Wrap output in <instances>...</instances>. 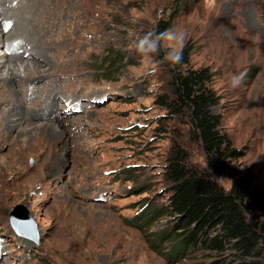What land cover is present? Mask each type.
Returning a JSON list of instances; mask_svg holds the SVG:
<instances>
[{
    "label": "rangeland",
    "instance_id": "obj_1",
    "mask_svg": "<svg viewBox=\"0 0 264 264\" xmlns=\"http://www.w3.org/2000/svg\"><path fill=\"white\" fill-rule=\"evenodd\" d=\"M35 2L23 4L22 11ZM51 2V23L37 25L46 34L52 30L46 45L54 48L55 62L44 68L46 75L25 85L32 93L51 75L56 89L47 96L53 95L52 102L24 104L19 111L10 106L14 116L22 112L26 120L12 124L31 127L59 119L69 128L46 148L39 146L40 133L13 129L6 135L0 125V264H214L224 259L171 256L167 233L176 221L164 212L166 158L176 143L200 170L206 168L205 156L188 139L185 121L157 104L160 97L171 99V68L163 60L171 42L163 41L159 53L150 56L138 54L134 45L163 22L185 33L188 68L213 74L209 87L219 97L215 112L221 131L242 154L239 173L264 192V0ZM11 32L0 39V51L17 44L10 38L27 34ZM27 50V58L36 51L44 55L34 47ZM42 58L38 61L45 65L47 56ZM55 102L59 107L52 111ZM70 103L81 106L77 110ZM2 104L5 114L11 110ZM30 112L39 115L26 119ZM230 181L217 179L225 190ZM17 205L32 218L37 242L12 230L10 212ZM147 205L160 217L138 229ZM259 262L264 264V239Z\"/></svg>",
    "mask_w": 264,
    "mask_h": 264
},
{
    "label": "trees",
    "instance_id": "obj_2",
    "mask_svg": "<svg viewBox=\"0 0 264 264\" xmlns=\"http://www.w3.org/2000/svg\"><path fill=\"white\" fill-rule=\"evenodd\" d=\"M166 29L163 22L155 32ZM188 62L189 52L182 49L180 62L168 63L171 99L160 97L157 102L185 121L188 139L199 145L206 164L205 170L193 165L181 143L169 150L163 174L168 183L164 212L176 221L175 230L167 233L171 256L181 259L191 253L214 254L225 256L214 264H260L264 192L239 173L237 161L242 154L221 131L215 112L219 97L209 87L213 74L208 68L189 69ZM222 176L231 180L227 190L217 182ZM159 214L145 206L136 228L150 224Z\"/></svg>",
    "mask_w": 264,
    "mask_h": 264
},
{
    "label": "bare ground",
    "instance_id": "obj_3",
    "mask_svg": "<svg viewBox=\"0 0 264 264\" xmlns=\"http://www.w3.org/2000/svg\"><path fill=\"white\" fill-rule=\"evenodd\" d=\"M29 1L31 2L34 0H27L26 2ZM35 1H36L35 4L31 6L29 5L30 7L28 8L27 13H25L26 10L22 11V8L24 6L23 4L26 3V2L24 3L23 0H8V1L0 0V7H2V10L0 11V39L3 37L4 34L7 36V38L11 37L10 36L12 33L11 31L14 28L21 30L23 33L27 32L25 36L21 33L24 37L22 35H19L20 34L19 33L16 35L17 37L10 38L8 41L10 44H12L13 42L17 44H13L12 46L10 45V47H7L8 50L1 49L2 51H0V100L3 101L2 105H4V107H9V109H11L10 106H15L18 107L17 109L18 111H19V107H22V105L24 104L30 103L28 107L33 108L37 106H43L46 103L52 102L51 97L53 95L47 96V93L49 92L54 93L56 89L52 85L51 82L53 81L51 80L52 79L51 75H49L46 77L47 79L41 82L39 81L41 85L40 88L35 87L32 93H28V90H26L27 82L34 83L37 77H40L41 75H46L47 73L44 72H47L51 68L50 66H52L55 62L54 60L55 58L54 59L50 58V53H51L50 51L54 52V48L46 45L47 41L52 40V37H50L52 34L51 33L52 30L50 29L51 32H48L46 34L44 32L45 29L44 28L41 29V27L38 26L43 22L46 23L47 26L51 23L52 17L54 15V14L52 15L53 12L51 8L53 4L51 0H35ZM20 2L22 6L21 5L17 6ZM15 6L16 9H14ZM11 11L13 14H11L12 16H9V13H11ZM16 11L19 12L18 15ZM64 12H66V10L64 11L63 7L61 6L60 14ZM30 13L35 14L36 15L35 18L31 17L29 15ZM45 20H47V22H45ZM43 37H45V42L43 40ZM59 37L60 35L58 36V38ZM32 44L34 45L32 46ZM29 46L31 48L34 47L39 49V51H41L42 54L47 56L45 65L44 64L42 65V62L40 63V61H38L39 59H43L42 57L44 55H40V54L37 55V51L36 53L34 54L32 53L31 55L29 53V55L32 58H36L34 56H38L40 57L39 59L27 58L28 56L27 48ZM18 47H20V49L17 51L16 49ZM44 68H48V70L45 71ZM2 70L5 72V74L1 73ZM13 78L19 81L17 85L14 84ZM32 78L33 80H30ZM19 84L21 85L19 86ZM70 106H72L71 103L69 104V107ZM79 106H81V104ZM79 106L74 105L72 107L78 110ZM58 107H59V103L55 102L49 108L51 109L53 108L52 111H54ZM2 110L3 108L0 109V125H2L3 134L7 135L13 129L18 130L19 133L24 130H29V132H36V134L40 133L37 136L38 139L40 140L39 146H44L48 148L52 142L61 140L60 138H62L65 135V132H68L67 129L69 128V126L66 125V122H62L59 119L50 120L42 123H33L31 124L30 127L29 125H23V124L21 125V122L15 123L17 122V120H21L24 123L26 122L25 118H23L24 113L21 114L22 112L18 113V111H16L15 114L18 116L17 117L14 116L12 109L10 111L7 110L6 114H5V110L3 111ZM29 114L26 116V119L38 113L30 112ZM13 116L16 117V119H12ZM12 120L15 121L14 125L12 124ZM70 126L72 127L71 124Z\"/></svg>",
    "mask_w": 264,
    "mask_h": 264
},
{
    "label": "clouds",
    "instance_id": "obj_4",
    "mask_svg": "<svg viewBox=\"0 0 264 264\" xmlns=\"http://www.w3.org/2000/svg\"><path fill=\"white\" fill-rule=\"evenodd\" d=\"M185 33L174 28L166 29L162 33L148 32L138 39L134 45V50L143 56L158 54L163 41L170 43L163 60L171 65L180 62L182 49L185 44Z\"/></svg>",
    "mask_w": 264,
    "mask_h": 264
},
{
    "label": "water",
    "instance_id": "obj_5",
    "mask_svg": "<svg viewBox=\"0 0 264 264\" xmlns=\"http://www.w3.org/2000/svg\"><path fill=\"white\" fill-rule=\"evenodd\" d=\"M10 225L18 235L37 242L35 224L23 206L17 205L12 209L10 212Z\"/></svg>",
    "mask_w": 264,
    "mask_h": 264
}]
</instances>
